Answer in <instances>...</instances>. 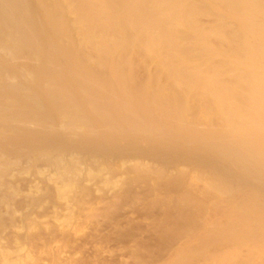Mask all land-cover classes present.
Segmentation results:
<instances>
[{"label":"bare ground","instance_id":"bare-ground-1","mask_svg":"<svg viewBox=\"0 0 264 264\" xmlns=\"http://www.w3.org/2000/svg\"><path fill=\"white\" fill-rule=\"evenodd\" d=\"M0 49L11 65L29 58L0 74L1 135L45 121L19 74L50 110L72 111L66 128L105 122L108 137L172 142L197 165L165 175L197 191L175 200L185 210L177 218L201 203L221 213H202L207 230L186 235L167 264H264V0H0ZM136 63L148 70L143 84Z\"/></svg>","mask_w":264,"mask_h":264},{"label":"rangeland","instance_id":"rangeland-1","mask_svg":"<svg viewBox=\"0 0 264 264\" xmlns=\"http://www.w3.org/2000/svg\"><path fill=\"white\" fill-rule=\"evenodd\" d=\"M72 38L77 40L75 35ZM24 52V60L21 55L11 65L0 49V74L24 69L25 59L29 61ZM134 71L135 83L148 81V70L142 64L136 63ZM18 75L15 83L33 90L40 99L45 123L32 121L29 127L20 120L26 131L16 122L21 126L15 124L18 131L10 128L6 135L0 134V264H167L185 247L189 234L207 230L202 213L210 215L211 209L202 203L196 205H202L200 209L189 210L192 219L182 222L177 218L185 213L175 202L179 195L191 191L197 196L184 183L179 187L169 183L180 170L193 173L197 169L190 159L181 157V148H173L170 141L169 146L167 140L131 142L122 131L108 137L105 122L93 124L96 134L66 128L72 111L58 115L50 110L51 104L41 98L36 84ZM5 81L0 84L6 86ZM31 123L42 128L36 126L37 132ZM136 164L145 167L138 169ZM161 171L163 177L157 174ZM220 213L212 210L211 215ZM221 219L214 221L225 222ZM198 243L196 240L192 246Z\"/></svg>","mask_w":264,"mask_h":264}]
</instances>
